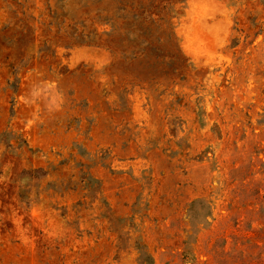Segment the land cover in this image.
I'll use <instances>...</instances> for the list:
<instances>
[{"label": "rangeland", "instance_id": "obj_1", "mask_svg": "<svg viewBox=\"0 0 264 264\" xmlns=\"http://www.w3.org/2000/svg\"><path fill=\"white\" fill-rule=\"evenodd\" d=\"M0 264H264V0H0Z\"/></svg>", "mask_w": 264, "mask_h": 264}]
</instances>
